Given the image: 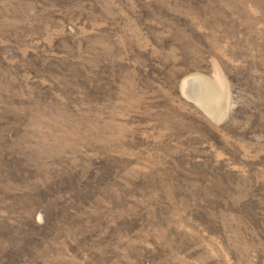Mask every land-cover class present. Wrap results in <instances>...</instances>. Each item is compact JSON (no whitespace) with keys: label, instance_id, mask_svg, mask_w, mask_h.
I'll return each mask as SVG.
<instances>
[{"label":"rangeland","instance_id":"1","mask_svg":"<svg viewBox=\"0 0 264 264\" xmlns=\"http://www.w3.org/2000/svg\"><path fill=\"white\" fill-rule=\"evenodd\" d=\"M0 264H264V0H0Z\"/></svg>","mask_w":264,"mask_h":264}]
</instances>
